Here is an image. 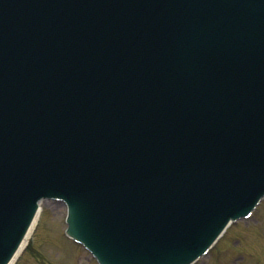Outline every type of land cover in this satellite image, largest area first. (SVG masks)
I'll return each mask as SVG.
<instances>
[{
    "label": "water",
    "instance_id": "water-1",
    "mask_svg": "<svg viewBox=\"0 0 264 264\" xmlns=\"http://www.w3.org/2000/svg\"><path fill=\"white\" fill-rule=\"evenodd\" d=\"M264 192V0H0V264L38 201L108 264H185Z\"/></svg>",
    "mask_w": 264,
    "mask_h": 264
},
{
    "label": "rangeland",
    "instance_id": "rangeland-1",
    "mask_svg": "<svg viewBox=\"0 0 264 264\" xmlns=\"http://www.w3.org/2000/svg\"><path fill=\"white\" fill-rule=\"evenodd\" d=\"M46 200L27 247L14 264H96L79 244L63 236L64 204ZM196 264H264V199L253 217L232 224Z\"/></svg>",
    "mask_w": 264,
    "mask_h": 264
},
{
    "label": "bare ground",
    "instance_id": "bare-ground-1",
    "mask_svg": "<svg viewBox=\"0 0 264 264\" xmlns=\"http://www.w3.org/2000/svg\"><path fill=\"white\" fill-rule=\"evenodd\" d=\"M263 199H264V196L261 198L259 204H258V205L256 206V208L253 210V213H252V215H251L249 218H251V217L254 215V212L256 211V209L258 208V206L261 204V202L263 201ZM45 201H46V200H40V201H38V206H39L38 211H37V213L35 214V217H34L32 223H31V225L29 226V229L27 230V233H26V235H25V237H24V239H23L21 245L19 246V248L17 249V251L15 252V254L12 256V258L10 259V261H9L7 264H14L15 261H16V259L18 258V256H19L20 253L22 252V250H23V249L25 248V246L27 245V243H28V241H29V238H30L31 234H32V232H33L35 226L37 225L38 219H39L40 214H41V211H42V209H43V207H42V203L45 202ZM48 202H50V203H55L54 201H48ZM55 204H58V203H55ZM249 218H248V219H249ZM237 222H239V219H238V221H236V223H237ZM231 225H232V224L227 225L226 230L224 231V233L228 230V228H229ZM219 240H220V239H219ZM219 240H218V242H219ZM215 246H216V244H214V246L212 247V249H213ZM212 249H210V250L208 251V253H207L205 256L209 255V253L212 251ZM205 256H203V257H205ZM200 259H201V258H199V260H200ZM199 260H198V261H199ZM198 261H197V262H198Z\"/></svg>",
    "mask_w": 264,
    "mask_h": 264
}]
</instances>
